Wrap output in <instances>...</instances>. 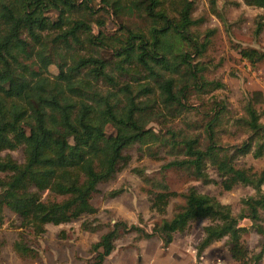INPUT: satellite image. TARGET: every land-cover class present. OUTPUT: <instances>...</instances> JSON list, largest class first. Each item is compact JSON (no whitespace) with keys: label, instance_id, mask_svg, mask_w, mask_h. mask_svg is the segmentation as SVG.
I'll use <instances>...</instances> for the list:
<instances>
[{"label":"trees","instance_id":"1","mask_svg":"<svg viewBox=\"0 0 264 264\" xmlns=\"http://www.w3.org/2000/svg\"><path fill=\"white\" fill-rule=\"evenodd\" d=\"M242 1L264 9V0ZM193 10V0H0V226L5 209L35 236L45 233L47 224L94 214L92 193L127 163L129 148L137 145L151 154L164 148L174 157L165 167L191 169L207 184L212 182L207 173L211 166L224 190L243 185L255 195L243 198L241 211L234 214L230 205L190 187L182 194L184 203L149 232L114 222L91 245L89 264H102L121 233L155 236L167 247L174 233L199 219L209 223L202 228L198 256L226 239L233 259L259 263L264 243L250 254L242 239L247 228L239 227V220L249 219L263 233L264 170L238 168L235 157L264 156V124L257 108L261 95H247L243 114L232 120L245 138L220 144L216 129L228 102L213 92L225 86L206 76L209 40L194 34L202 19L192 17ZM256 19L258 35L263 16ZM109 21L115 27L107 32ZM238 48L251 65L264 60L256 48ZM52 65L56 74L49 70ZM189 111L201 116L203 136L171 126ZM16 149L22 162L9 153ZM144 181L150 184L149 208L164 215L176 192L163 181ZM81 228L97 229L86 221ZM13 250L34 255L23 240L15 241Z\"/></svg>","mask_w":264,"mask_h":264},{"label":"rangeland","instance_id":"2","mask_svg":"<svg viewBox=\"0 0 264 264\" xmlns=\"http://www.w3.org/2000/svg\"><path fill=\"white\" fill-rule=\"evenodd\" d=\"M193 2L192 17L202 19L194 34L200 40L206 38L209 40L204 58L208 64L206 76L224 84V89L213 94L223 96L228 102V111L216 129L218 141L220 144H237L246 135L241 127L232 123V120L243 114L242 104L247 95L256 92L261 95L262 103L257 105V108L261 112L260 122L264 124V60L251 65L240 56L238 48H256L264 53V25L258 35L254 33L256 16L262 15L264 22V9L248 6L242 0H193ZM114 27V23L109 21L106 24L107 32ZM208 30H213L211 35H207ZM49 70L53 74L57 73L54 65L50 66ZM192 102L198 106L195 96ZM184 114L182 118H176L171 126L188 131L189 134L201 132L203 136V132L198 128L201 116L194 111ZM151 127L156 131L160 130L157 124H152ZM108 131H111V128H108ZM150 152L137 145L129 148L126 151L129 156L127 163L112 180L100 183L92 193L90 202L96 209L94 214L84 215L76 221L60 225L47 224L45 233L40 236H35L31 230L20 228V218L5 209L3 224L0 226V264H89L93 256V253H90L91 245L95 243L94 240L106 233L114 222L135 224L149 232L153 224L163 218H169L184 203L182 194L190 187L230 205L234 214L241 211L243 198L255 195L254 189L243 185L224 190L220 185L221 178L214 167L207 168L212 182L204 184L192 175L191 169L165 167L174 157L167 154L164 148L158 150L157 154ZM9 153L14 159L22 162L23 155L20 149ZM235 165L238 168H252L253 171L260 172L264 170V156L254 158L249 153L238 155L235 157ZM145 178H150L151 182L163 181L170 191L176 192V196L170 198L164 215L149 208L146 190L150 189V184H146ZM42 196L45 198L47 193L43 192ZM260 215L259 223L263 233H258L249 219L239 220V225L247 228L242 239L250 254L259 252L264 243V210L260 211ZM83 221L88 222L90 226H96L97 229L94 231L82 229ZM208 223L207 219L189 223L183 232L174 233L172 242L167 247H164L157 237L145 239L134 231L121 233L115 240V247L119 252L129 247L136 248L137 242L142 240V250L146 252V258L151 259V264H240L229 253L226 239L213 242L200 256L197 255L196 248L203 236L202 228ZM17 240H23L29 245L34 255L17 254L13 250V243ZM137 250L139 253L140 250L138 248ZM107 262L104 264H109ZM117 263L128 264V261L123 256ZM258 264H264V252Z\"/></svg>","mask_w":264,"mask_h":264},{"label":"crops","instance_id":"3","mask_svg":"<svg viewBox=\"0 0 264 264\" xmlns=\"http://www.w3.org/2000/svg\"><path fill=\"white\" fill-rule=\"evenodd\" d=\"M99 239L100 237H98L97 240ZM97 240H94V242H96ZM142 244L143 241L139 240L137 242L136 248L129 247L126 250H121L120 252L118 251L119 249L115 247L114 250L105 258L102 264H104L106 261H108L109 264H118V260L123 256H125V260L128 261V264H151V259L146 258V252L142 250ZM137 248L140 250L139 253Z\"/></svg>","mask_w":264,"mask_h":264},{"label":"water","instance_id":"4","mask_svg":"<svg viewBox=\"0 0 264 264\" xmlns=\"http://www.w3.org/2000/svg\"><path fill=\"white\" fill-rule=\"evenodd\" d=\"M239 227H242V226L239 225Z\"/></svg>","mask_w":264,"mask_h":264}]
</instances>
